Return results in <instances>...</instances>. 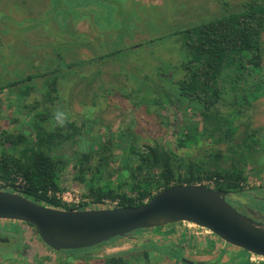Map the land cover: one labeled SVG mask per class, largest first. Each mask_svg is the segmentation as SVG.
Instances as JSON below:
<instances>
[{
	"label": "trees",
	"instance_id": "16d2710c",
	"mask_svg": "<svg viewBox=\"0 0 264 264\" xmlns=\"http://www.w3.org/2000/svg\"><path fill=\"white\" fill-rule=\"evenodd\" d=\"M223 5L219 17L175 31L178 46L175 48L181 54L179 69L184 73L181 79L168 80L171 88L166 89L147 75L137 90L142 92L144 83L151 82V98H145L147 107L166 109L177 105L186 114L192 111L194 117H202L201 127L197 121L186 118L173 147V143L163 142L161 138L135 144L141 135L130 129L102 136L64 119L60 113L58 120L54 106L60 97L58 71H52L43 77L44 95L31 106L33 114L26 128L0 134V181L15 186L22 180L25 186L13 187L12 192L69 210L87 206V203L71 205L57 197L71 164L76 172L74 180L86 188L83 197L95 204L108 199L118 201L119 207H135L172 186L205 182H212L211 187L215 189L245 194L246 167L254 164L249 159L264 151V139H256L257 132L247 131L249 135L244 134L237 140L240 126L248 123L242 121L239 126L237 122L248 107L264 96V4L249 0L231 12L229 3ZM163 38L166 36L128 46L123 44L108 56L126 55L129 50L126 47H144ZM70 68L72 65H68L67 69ZM11 85H18V93L23 95L33 90L29 84L20 88L17 81ZM109 88L106 93L114 95V89ZM252 92L251 102L247 93ZM245 104L246 109L240 108ZM224 106L228 111L222 110ZM157 116L162 117L160 113ZM202 140L214 145L208 155L201 161L187 160L186 150L199 147ZM223 144L227 153L220 148ZM116 149L121 152L119 157ZM117 263L122 264V259ZM250 263L246 260L242 264Z\"/></svg>",
	"mask_w": 264,
	"mask_h": 264
},
{
	"label": "rangeland",
	"instance_id": "374dc122",
	"mask_svg": "<svg viewBox=\"0 0 264 264\" xmlns=\"http://www.w3.org/2000/svg\"><path fill=\"white\" fill-rule=\"evenodd\" d=\"M246 1L249 0H0V18L6 17L7 20L3 26L0 25V29H9L8 32H0L3 44L0 51V86H3L5 80L9 79V72L10 82L26 81L27 73L34 70L38 72L51 70L57 65L56 55L61 56L59 58L62 63L61 72L58 71L57 76L60 77L62 93L61 100L56 107L59 104L58 114L60 113L64 119H69L79 126L93 129L96 133L105 134V136L107 134L117 135L130 129L141 135V137L138 136L139 140H135V144L138 145L155 138H161L163 142L174 144L179 136L177 133L186 118L192 119L193 122L197 121L201 127L202 117H194L191 110L186 114L178 109L177 105L166 107V109L164 107L159 109L155 105L151 108L147 107L145 98L147 96L151 98L150 91L153 89V87L151 89L149 87L151 82L147 85L144 83L143 91L137 93L143 78L145 82L147 75L151 77L153 73L154 78L157 79L161 74L163 69L160 68L156 59L163 63L166 62V64L171 63V69L167 70L169 72H164L168 74L171 71V74H168L163 81H159L161 87L170 89L171 85L168 82L170 78L178 81L180 76H184L183 71L181 72L179 69L181 54L176 51L175 45L173 46L170 41L172 37L164 39L163 42L149 43L144 48L145 52L142 47H126L129 49L126 51L128 52L127 60H111L105 57L106 53L119 50L115 48L120 47L121 40L125 46L154 40L157 37L171 34L172 31L194 25L198 21L219 17L225 2L229 3L228 10L231 12L237 10ZM259 2L264 4V0H259ZM53 25L62 31H56ZM100 27L107 30L108 33L101 34ZM67 30L68 32H66ZM115 31L118 34L111 33ZM262 46V64L264 66V33ZM115 55L120 58L123 54ZM101 57L104 59L98 62L97 60H100ZM90 59L94 62L82 66L84 61L81 60L90 61ZM68 65L77 67L67 69ZM99 70L103 72L102 78L96 75L100 72ZM64 72H70V74ZM148 72L149 74H147ZM175 74H179V76L177 77ZM31 76V82L35 81L37 75ZM61 82L64 85L61 86ZM20 85V88L23 89L26 84ZM35 87L44 89L42 83H36ZM108 87L114 89V95L106 93ZM17 91L16 89L14 95H9L11 110L25 108L22 112H11V115H14V120L17 119L18 122H13L11 119L9 121L3 119L0 122L7 128L8 125L13 126L14 123L15 127H18L21 119H25L26 115L24 116V114L29 110V105H32L33 101L41 99L38 93H32L28 98L21 99ZM252 94L253 92L247 93L251 97V102L254 100V94L253 96ZM7 97L6 93L1 94V98L5 99L2 106L6 107ZM227 99L230 97H226ZM137 102L138 105L135 104ZM240 108L246 109L247 106L246 104L241 105ZM228 109L226 106L222 107L224 112ZM6 111L5 117L8 113V110ZM157 113H160L162 117H158ZM239 120L237 122L239 126L242 121L248 123L240 126L236 135L237 140L240 141L244 134L249 135L247 131L257 132L256 139L263 140L264 96L248 107ZM100 135L98 136L100 137ZM117 140L119 139L117 138ZM213 146L209 141L202 140L199 147L186 150L189 153L186 159L189 161L204 160L208 155V150ZM220 148L227 153L225 144ZM115 151L119 157L120 150L116 149ZM249 160L254 164L249 163L246 167L248 181L244 184L243 192L245 194L231 193L227 199L235 206L243 204L250 210V214L254 213L255 215L254 208L250 207L257 208L256 206H258L254 196L258 197L260 202L264 198V151L261 150L254 159ZM257 161L261 163L255 164ZM67 171L62 179L60 192L70 193L67 198L71 199V205H76L74 202L78 199L82 201L86 188L74 180L76 172L73 170L72 164ZM115 176L116 174H114ZM254 188L259 190H253ZM257 218L259 217L257 216ZM180 228L179 226L178 231L181 230ZM184 229L202 232L208 236L212 234L199 227L182 223V230ZM161 231L163 230H154L146 234L137 232L135 236L149 238L163 246L177 243L173 239L165 238ZM209 237L215 241L214 236ZM209 237L206 240L201 239L199 241L201 244H194L196 246L184 242L179 246L180 253L185 258L205 262V264H228L230 261H234L233 264L244 263L241 259L242 252L238 254L237 248L227 246L226 243L221 247L219 241V244L215 241V250L211 253L207 252L206 250L210 249L209 241L212 240ZM135 240L123 246L118 245L115 249H110V252L133 249ZM221 248L223 250H219ZM161 261L162 259L159 262ZM3 262L5 264V261ZM259 264H264V262Z\"/></svg>",
	"mask_w": 264,
	"mask_h": 264
},
{
	"label": "water",
	"instance_id": "95a60500",
	"mask_svg": "<svg viewBox=\"0 0 264 264\" xmlns=\"http://www.w3.org/2000/svg\"><path fill=\"white\" fill-rule=\"evenodd\" d=\"M228 195L202 185H175L140 206L95 204L90 209L69 210L0 190V222L32 225L43 243L55 251L92 248L139 230L184 223L248 252L252 255L250 264L264 262V224L241 213L227 200Z\"/></svg>",
	"mask_w": 264,
	"mask_h": 264
},
{
	"label": "flooded vegetation",
	"instance_id": "af4514ba",
	"mask_svg": "<svg viewBox=\"0 0 264 264\" xmlns=\"http://www.w3.org/2000/svg\"><path fill=\"white\" fill-rule=\"evenodd\" d=\"M88 15H90V13H88ZM132 15V14H131ZM7 23L6 17H2L0 18V25L3 26V24ZM54 27V25H53ZM56 27V26H55ZM54 29L56 31H62L60 29H58V27H56ZM100 33L101 34H107L108 31L104 30L102 27H100ZM8 28H4V29H0V32L5 33L8 32ZM68 32V30L66 31ZM112 34H118L117 31L115 32H111ZM171 34H167L166 38H168L169 36L172 37V40H170L173 43V46L175 45V47H177V44L175 42V38L173 39L174 33L175 31L170 32ZM79 37V35H77ZM165 36V35H164ZM165 38V39H166ZM164 39V38H163ZM162 42L164 40H161ZM170 42V45H171ZM156 43V42H155ZM1 45L2 44V40L0 39V51H1ZM120 45H123V42L121 40ZM147 46V45H146ZM146 46L142 47L143 51L144 48H146ZM172 47V46H171ZM120 48V47H117ZM145 52V51H144ZM112 53V52H111ZM110 54V52L106 53L107 58H110L111 60H122V59H126L127 60V55H122L120 58H118V56H116L115 54L113 56H108ZM175 58V54L173 56ZM61 58L58 57L56 55V59ZM63 59V58H62ZM102 59H104L103 57H101L100 60H97L98 62L102 61ZM61 60V59H60ZM157 62L160 64V68H162L163 70L161 71V74H159L158 78L155 79L153 76V73L151 74V77L154 78L156 81H163L164 79H166L165 77L168 74H165L167 70L171 69V63L166 64L163 63L162 61H158V59H156ZM180 60V59H179ZM84 61L82 63V66L85 65L86 63L90 64L91 62H94V60L90 61H85V60H81ZM181 61V60H180ZM64 62V59H63ZM57 65H55V67H52L51 70H46L45 72H38L37 70H34L31 73H27L26 74V81H21L18 82L20 84L24 83V84H29L30 86L33 87V90L31 93H29L28 95H23L20 94L21 99H26L28 98L32 93H38L41 97V99L33 101L32 105H34V103H36L37 101H41L42 100V96L44 89H38L35 87L36 83H42L43 82V77L48 74L51 73L52 71H61L60 67H61V62L58 60ZM65 64V63H64ZM165 64V65H164ZM81 66V65H79ZM73 67H77V66H72ZM8 68V66H7ZM9 69V68H8ZM71 69V68H70ZM100 72L96 75L97 77L102 78L103 72L101 70H99ZM165 72V73H164ZM169 72V71H167ZM182 72V71H181ZM66 73V72H64ZM66 74H70V72L66 73ZM149 74V72L147 73ZM182 74L184 75V73L182 72ZM31 75H37V77L35 78V81L31 82ZM95 75V76H96ZM94 76V77H95ZM175 76H179V74H175ZM8 77L9 79L5 80V83L3 84V86H0V122L4 119V120H12L13 122L17 121V119L14 120V115H11V112L13 111H17V112H22L23 109H19V108H13V111L11 110V100L9 95H14L16 89L18 90L19 88L17 86H13L11 85L12 82H10V72L8 73ZM58 77V76H57ZM164 77V78H163ZM60 77H58V88H59V92H58V96L61 97V89H60V81H59ZM173 78H170V80ZM181 79V76L180 78ZM159 82V83H160ZM62 84L64 85L63 82H61V86ZM12 92V93H11ZM6 93V95H8L7 97V104L6 107L2 106V102L3 98H1V94ZM18 93V91H17ZM58 98L55 102V109L58 111V106L56 107L57 103L61 100V98ZM9 101V102H8ZM29 105V110L27 111V113H23L25 116V119H21V123L18 125V127H15V123L13 126L8 125L10 127H5L2 126L4 124L0 123V134L4 131H17L20 128H25L26 125L29 124L31 116L33 114V111L31 109V106ZM6 110H8L7 116L5 117V112H7ZM11 110V111H10ZM3 112V113H2ZM14 113V112H13ZM29 117V118H28ZM28 119V120H27ZM6 120V121H7ZM105 135V134H104ZM102 135V136H104ZM109 135V134H107ZM214 188V187H212ZM163 191V190H162ZM263 192V191H262ZM261 192V193H262ZM229 193V192H228ZM264 193V192H263ZM260 194V193H258ZM231 193H229L228 197H230ZM227 197V198H228ZM255 201H257V208L250 206L251 208H254L255 210V215L254 213H249L250 210H248L247 207H245L243 204L241 205H237L235 206L234 204H232L233 206H235L241 213L245 214V215H249L251 217H253L254 219L258 220L259 222H262L264 224V198H262V201L260 202L258 199V197L254 196ZM258 198V199H257ZM228 200V199H227ZM86 208H82V209H78V210H84ZM258 209V211H257ZM257 216L259 218H257ZM179 226L181 227L180 231H178ZM163 230L161 231L163 236L165 238H170L175 240L177 243L173 245V243L169 246H163L161 245L159 242L157 241H152L149 238H138L137 236H135V233L139 232L141 234H146L147 232H150V230H139L137 232H134L128 236H124V237H118L115 239H112L108 242L102 243L100 245H97L95 247L92 248H87V249H82V250H61V251H55L51 248H49L45 243H43V241L40 239L37 231L35 230V228L28 224V223H24V222H15V221H4V222H0V264H4L3 261H5V264H118L117 260L122 259V264H201V262L195 261V260H191L188 258H185L184 256H182V254L180 253V247L184 242H186V244L189 245H193L196 246L194 244H201L199 241H201V239L206 240L207 237L209 236H214V240L218 243L221 244V247L224 245V241H222L219 237H217L216 235H205L204 233H199L197 231H187V229L182 230V223L180 225V223H175V224H168L166 226L160 227L156 230ZM35 233L34 235H32L31 233ZM178 232V233H177ZM210 239H212L211 237H209ZM136 239L134 242V247L133 249H129V250H124V251H118V252H110V249H115L116 247L119 246H123L124 244L126 245L127 243H131L132 240ZM213 241V239L211 241H209V246L210 249L206 250L207 252H213V250H215L216 248V242ZM218 243V244H219ZM208 244V242H207ZM227 246H231L229 244H227ZM232 247V246H231ZM234 247V246H233ZM224 248V247H223ZM223 248L219 249V250H223ZM237 248V247H234ZM237 250H239L238 254L240 252H242V261H246L249 260L251 262V254H249L248 252H243V250L237 248ZM51 253L49 254L48 253ZM102 251V252H101ZM223 253V252H222ZM173 255V257L171 258V256ZM53 256V257H51ZM162 259L161 262H159ZM163 260H165V262H163ZM163 262V263H162ZM230 263H234V261H230L228 264Z\"/></svg>",
	"mask_w": 264,
	"mask_h": 264
},
{
	"label": "built area",
	"instance_id": "2783aa9c",
	"mask_svg": "<svg viewBox=\"0 0 264 264\" xmlns=\"http://www.w3.org/2000/svg\"><path fill=\"white\" fill-rule=\"evenodd\" d=\"M212 185H213L212 182H210V183L205 182V183H203L202 186L211 187ZM24 186H25V182L22 180H18L15 186H12L9 183H5L4 181H0V190L12 191L13 187H18L20 189V188H23ZM69 195H70V193L58 192L57 197L62 199L65 203L71 204L70 203V202H72L71 199L67 198ZM81 203H87L86 209H90L95 205V203L91 202L90 199H85L84 197H82V201L80 199H78L77 201L74 202V204H76V205H79ZM98 204H101L102 206H105V207H119L118 201H112V200H108V199H105L101 203H98Z\"/></svg>",
	"mask_w": 264,
	"mask_h": 264
},
{
	"label": "clouds",
	"instance_id": "9594fccd",
	"mask_svg": "<svg viewBox=\"0 0 264 264\" xmlns=\"http://www.w3.org/2000/svg\"><path fill=\"white\" fill-rule=\"evenodd\" d=\"M57 119H58V120L60 119V115H59V114L57 115Z\"/></svg>",
	"mask_w": 264,
	"mask_h": 264
}]
</instances>
